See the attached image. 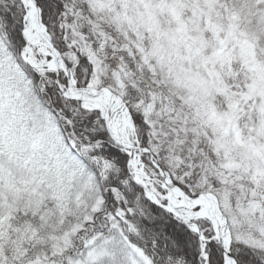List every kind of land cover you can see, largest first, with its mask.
Here are the masks:
<instances>
[{"label":"snow or ice","instance_id":"6c2138e0","mask_svg":"<svg viewBox=\"0 0 264 264\" xmlns=\"http://www.w3.org/2000/svg\"><path fill=\"white\" fill-rule=\"evenodd\" d=\"M0 264H264V0H0Z\"/></svg>","mask_w":264,"mask_h":264}]
</instances>
